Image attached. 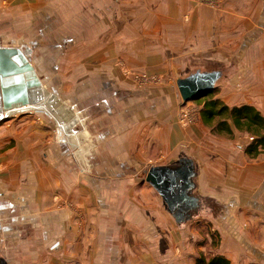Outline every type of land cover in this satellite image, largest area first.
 <instances>
[{"label":"crops","instance_id":"1","mask_svg":"<svg viewBox=\"0 0 264 264\" xmlns=\"http://www.w3.org/2000/svg\"><path fill=\"white\" fill-rule=\"evenodd\" d=\"M126 1L129 3L125 4ZM132 1L135 0H0V17L10 22L13 32H17L18 26H14L17 24L22 25L20 33H30V37L22 38L19 46L3 45L1 41L0 46L16 47L27 54L48 98L61 100L56 104L59 116L66 120L72 118L75 114L73 106L63 101L61 91L44 81H74L82 69L88 74L85 85L91 92V100L99 95L92 86L97 82L107 84L108 89L101 93V102L109 119L96 126L101 133L97 137L94 135V144L92 135L88 139L86 133L75 131L74 119L71 124L68 121L53 123L54 129H50V126L28 118L20 123V133L14 130L12 123L0 125V201L4 205L0 207L11 209L9 217L13 216L12 212L18 214L17 219L12 218L14 221L5 229L15 231L14 225L18 221L24 226L19 232L12 233L15 236L6 243V250H9L0 254V260L5 264H193L187 257L174 254L177 245H181L178 225L174 224L165 202L153 187L129 186L128 182L125 186V181L111 184L97 181L106 178L122 180L123 177L130 180L131 176H125L123 170L119 172V167L122 168L127 161L140 164L148 160L147 153L151 147L167 155L168 159L163 161L165 165L177 164L174 161L182 157L194 161L197 175L193 193L200 198L201 207V196L206 193L202 187H212L211 180L218 190L224 189L229 181L232 185L229 188L233 192L238 191V195L235 192L233 195L244 199L250 210L252 198L264 185V155L249 158L243 149L235 150L234 145L232 153L230 151L226 156L227 150L222 151V143L226 142L209 134L203 125L178 127L174 117L176 110L170 109L169 113L162 114L165 118L171 116L167 124L160 125L157 121H150L148 125L140 123V102L131 93L135 92L134 79L126 70L148 74H154L156 70L164 74L169 60L160 56L162 49L156 53L160 40L153 27L141 25L140 17L135 19L131 11L125 12L126 6H133ZM137 7L140 4L137 3ZM200 13L192 42H188L193 35L190 31L182 35L179 30L173 31L171 35L166 34L167 38L172 44L181 43V46L186 42L187 51L191 50L190 56L197 60L216 62L223 59L231 66L232 73L218 86L220 98L236 106L253 105L264 116V16L260 18V14L250 13L244 26L237 27L235 20H225L208 8H202ZM234 15L240 16L235 12ZM109 16H113L112 21L107 20ZM258 28L260 37H249V42L247 39V50L253 56L243 60V51L237 53L240 47L236 42L248 31L250 35L254 34L252 31ZM185 29L188 28L185 26ZM191 46H196L194 51ZM40 48L51 51L53 63L57 65L49 79L34 65ZM177 49L178 45H172V50ZM179 55L180 52L176 55L171 52L170 57ZM188 55L186 57L189 58ZM16 61L20 63L21 60ZM234 63L239 68H233ZM153 87L150 85L144 92H156ZM125 107L130 108L131 117L128 118L131 121L128 123L122 110ZM27 111H16L11 115ZM38 112L49 114L46 108L36 110ZM10 126L11 133L7 139L2 132ZM61 128L65 132L60 131ZM54 131L58 132L57 139L52 138ZM64 133L69 135V139ZM247 136L244 134L245 142ZM71 140L75 148L77 145L82 148V143L93 148L88 151L89 156H84L87 157L85 162H92L91 170H78L77 165L82 163L83 156L65 149V145H72ZM204 146L209 150L206 151ZM183 147L189 149L185 151ZM93 161L97 163V170H93ZM94 171L97 174H93ZM210 174L213 179H209ZM111 194L133 196L128 201L130 210H126L130 217L123 216L122 221L114 216L113 210H121H117L119 204L109 202ZM101 202H106L105 209L101 208ZM97 207L104 215V220L102 217L99 220L100 225L93 221V218L99 219ZM76 210L85 212L83 217L86 220L81 226ZM142 210L146 212L143 220L131 219L135 215L131 212L140 214ZM243 211L246 217L248 208ZM248 217L254 224L255 216L248 214ZM143 227L147 229L144 235ZM247 228L245 233L252 234Z\"/></svg>","mask_w":264,"mask_h":264},{"label":"rangeland","instance_id":"2","mask_svg":"<svg viewBox=\"0 0 264 264\" xmlns=\"http://www.w3.org/2000/svg\"><path fill=\"white\" fill-rule=\"evenodd\" d=\"M132 2H134L133 6L131 8H128L126 6L125 12L127 10L131 11L132 17L135 19L137 17H140L141 25L153 27L152 29L157 32L158 40H160L158 42L159 44L156 53L158 54L162 49L163 53L161 52L160 56L165 57L167 60H169V63L166 66V72L164 74L156 70L153 72L154 74H148L144 72L138 73L126 70V73L130 74L134 79L133 82L135 86H133V88L135 92L131 93H134V96H137L140 102L142 113L140 116V123L142 125H148L150 121H157V124L160 125L167 124L170 121L169 119L171 116L168 115L167 119L162 116V114H165L166 112L169 113L170 109L174 110V112L176 110V114H174V117L177 121L178 127H191L197 124H201L209 134H212L215 137L220 138L221 140H224L226 142V144L222 143V147L224 148L222 151L227 150L225 152L226 156H228L230 151V153H232V148H235L234 145H236L235 150L239 151L240 149H243V151L246 153L247 146L254 141L255 136H252L253 134L245 133L243 131L241 132L238 129L235 131H239L240 133L235 132L234 129L236 128L232 123L231 126L233 130L231 134H228L226 132H223L221 134L212 132L210 127L205 125L201 119L200 110L202 108L203 98L196 97L185 102L181 98L176 84L177 78L188 75L196 68L223 69L226 76L225 78L220 80L217 87L213 89L216 90L214 92V97L220 99L228 106L233 107L236 105H232L231 103H228V101L220 98L219 94L221 92H219L220 87H218L221 86V83L225 82L227 78L230 77L232 73L231 66L227 63H224L223 59L217 60L216 62H211L212 60L208 59L197 60L196 58H193V56H190L189 53L191 52V50L190 52L187 51L188 47L186 48V42L183 43L182 46L181 43L172 44L171 40L167 38L166 34L169 33V35H171L170 32L179 30L181 31L180 35H182L183 32L190 31V33H193V35L190 37V40L188 42H192L194 31H196V29L198 28V13L201 14L200 11L202 8H208L210 11L214 12L216 16H222V18H224L225 20H235V26L243 27L245 20L248 19V14L255 12L260 14V18L261 15L262 17L264 16V0H140L139 2L135 0ZM128 3L129 1L125 2V4ZM137 3L140 4L139 8L137 7ZM234 12L241 17L235 16ZM174 14H178L181 16L176 17V15ZM107 20L112 21L113 16L107 17ZM14 26H18L16 28L17 32H13V26L9 21H6L2 19V17H0V41L3 45L19 46L23 42V37H30V33L27 34L26 32H19V29L20 27H22V25L15 24ZM185 26L188 29H185ZM252 32L254 34L250 35L251 32L248 31L246 34H244V36L239 37L236 42L240 47L236 51L237 53L241 52V50L243 51L241 53V55L243 56V60L244 57H246V59H250L253 56L252 52L247 50V39H249V37H251L252 39H257L261 35L260 28ZM251 38L248 40V42L251 40ZM242 42H244L243 44H245V46L243 47V44L241 45ZM172 45H178L179 49L172 50ZM181 48L186 49L183 51L181 50ZM191 48L192 51H194L196 46H191ZM176 51L180 52L181 55L176 58H173L172 56L171 58V52L173 55H176ZM50 53L51 51L46 50L45 48H40L38 50V57L34 58V61H36V63L34 64L35 67L39 68L40 71H42L41 73L45 76L46 79H49V76L52 77L51 74L52 72H54V68L57 66L55 63H53L54 59L51 57L52 54L50 55ZM187 55L189 56V58L186 57ZM156 67L158 68V66ZM233 68H239V66L234 63ZM79 71L81 73L78 74V77L74 81H60V79L55 80L54 78V80L52 81H44V83H47L50 87L54 86L58 91H61L60 93L64 97L63 101H67L69 106H73L75 114H73L72 118L66 120L63 119L64 117L59 116L56 104H58L61 100L58 98L55 100L54 98L53 100L49 99L48 102V105L57 109V112H52L54 114H52L51 112H49V114L38 112V114L40 115L39 116L36 113V110L24 109V111H28L25 113H18L16 115H2V118H0V125L12 123L15 126L13 127L14 130H17L18 133H20V123L26 122L28 118L34 119L35 122L38 120V122H42L46 126H50V129L53 128V123L57 122L64 124V122L68 121L69 124H71V120L74 119L73 122L75 123L74 125H76L75 131H77V133H86V138L88 139H91L92 135L94 144V139L96 140L94 135H96L97 137V135L101 133L100 128L96 126L100 125L99 123L101 122L109 120L105 115L107 109L103 108L101 102V93L104 92V90L108 89V86L104 82H97L96 84H94L92 86L93 91L99 92V95H96V98H93L91 100V92H88V87L85 85V76L88 74L84 73L86 71H83L82 69H79ZM150 85L154 86L153 88H156V92H144V89L150 87ZM90 88L91 87L89 86V89ZM48 89L51 91L49 87ZM163 89H168L170 90V92H161V90ZM226 94H228V92H226ZM238 102L242 103V100L238 99ZM39 107L41 106L39 105ZM150 107L153 108H151L150 110ZM125 108H123L122 110L125 121L128 123V121H131L129 120V118L131 117V115L129 117L130 108ZM185 114L186 116H184ZM118 117L120 118L121 116L118 115ZM114 118H117V116H115ZM11 128L12 127L10 126L8 127V130L6 129L4 132H2V135L7 139L8 137H10ZM59 130L65 132L62 128ZM54 132L55 135L52 138L57 139L58 132ZM244 134L248 135L246 139L247 143L244 141ZM64 135L66 136L65 133ZM208 137L209 136H206L207 139ZM66 139H69V135L66 136ZM71 142L72 145L70 143L69 145H65V149H67V151H74L77 156H83L81 161L82 163L77 165L78 170L82 171L85 168L87 171L91 170L92 162H85L84 159H86L87 157L84 156H89L90 154L88 151L93 150V148L85 147V143H82L84 145H81V151L78 148L79 145H77L75 148V146H73L74 141L71 140ZM234 142H236L237 144H234ZM209 144L212 147V143ZM204 147L206 151L209 150V147ZM149 149L150 150H148L147 153L148 160L141 162L140 164L127 161L124 162L122 168L119 167V172L123 170V172H125V176H131L130 180L123 177L121 178L122 180L106 178L103 180L99 179L97 181H101L103 183L107 182L108 184H111L115 181H125V186L128 182L129 186L131 185L140 188L152 189V186L145 180L147 171L152 166L165 165V162L163 161L167 160L168 157L166 154H164V152L158 151L156 147H151ZM183 149L186 151V149L189 148L183 147ZM95 150L96 148H94V151ZM210 151H212L211 148ZM263 155L264 153H261L253 159H256L257 157H261ZM248 157L252 158L249 155ZM88 159L91 160V157H88ZM174 162L176 163L178 162V160ZM97 169V163L93 161V170ZM96 172L97 171H94L93 174H97ZM209 179H213L211 174L209 175ZM210 184L212 185V187L210 186L208 188L206 185L202 187V189H205L204 192H206L203 196H201L202 207L200 206L198 213L194 215L192 219L188 220L185 223H177L174 219V224L178 225L177 234H179V238L181 240V245H177V247L174 249V254H179L180 256L182 255V258L187 257L193 264H196V260L200 256L208 259L209 257L214 255L225 256L231 261V264H264V185L255 195V197L252 198L253 206L250 210L249 207L245 206L244 199H241L239 196L235 197L233 195L234 192L238 195V191L233 192V190H231L232 185H230L231 183H229V181L227 185H224L226 189L224 188L221 190H218L216 186H213V180L210 181ZM229 186L231 188H229ZM130 197L133 196H127L126 194H119V196H116V194L110 195L109 202L113 203V205L119 204L117 210H121V212H116L115 210H113L112 213H114V216H117L122 221L123 216L130 217L127 216L128 212H126V210H130V208H128V206H131L130 202H128L131 200ZM65 203L66 202H63L62 204ZM105 203L106 202L100 203L102 209H105ZM1 205L2 203L0 201V206ZM97 208L98 209H96V211H100V208ZM245 208H248L246 217L244 215L245 212L243 211ZM10 211L11 209H8L7 206H5L4 208L0 207V254L5 253L6 243L11 240V237L15 236V234L12 233L15 231V233L19 232L23 226V222L18 221L17 224L14 225L13 230L15 231L8 232L5 229L6 226L9 227L8 225L12 224L15 218L17 219L18 217V214H16L15 212H12L13 216L9 217L11 215ZM76 211L78 213L77 218H80V221H78V223L81 226L82 223H84V220H86L83 217L85 212H81L82 210L80 212L78 210ZM123 211H125L126 215L123 213ZM131 213V215H133V213L135 214L131 216V219L134 221H141L144 219V216L146 217V212L143 210L142 212L140 211V214H137L136 212ZM96 214L98 217V213ZM248 214H253L255 216L254 224H252V221H250ZM12 218H14V220H12ZM100 218L101 220H104V215L103 213H101V211L99 219L96 220L95 218H93V221L98 222L99 224ZM247 227L251 230L250 233L252 234L248 235L247 233H245ZM146 230V228H142V235L145 234Z\"/></svg>","mask_w":264,"mask_h":264},{"label":"water","instance_id":"3","mask_svg":"<svg viewBox=\"0 0 264 264\" xmlns=\"http://www.w3.org/2000/svg\"><path fill=\"white\" fill-rule=\"evenodd\" d=\"M16 59H20V63ZM225 76L220 68H196L188 75L177 78L176 84L186 102L215 89ZM46 92L24 51L0 46V118L24 109L46 108L55 112V108L48 105ZM196 175L194 161L188 157L180 158L177 164L152 166L147 171L145 180L161 196L167 211L177 223L192 219L200 209V198L193 193ZM0 264L5 263L0 260Z\"/></svg>","mask_w":264,"mask_h":264},{"label":"trees","instance_id":"4","mask_svg":"<svg viewBox=\"0 0 264 264\" xmlns=\"http://www.w3.org/2000/svg\"><path fill=\"white\" fill-rule=\"evenodd\" d=\"M216 90H209L198 94L202 97L200 115L203 123L210 127L214 133H232V126L243 132L253 134L254 141L246 148V153L254 158L264 153V116L253 105L230 107L220 99L214 97ZM195 97V98H196ZM196 264H231V261L223 255H214L208 259L199 257Z\"/></svg>","mask_w":264,"mask_h":264},{"label":"built area","instance_id":"5","mask_svg":"<svg viewBox=\"0 0 264 264\" xmlns=\"http://www.w3.org/2000/svg\"><path fill=\"white\" fill-rule=\"evenodd\" d=\"M184 116H186V114H185ZM184 116H183V117H184ZM185 119H186V118H185Z\"/></svg>","mask_w":264,"mask_h":264}]
</instances>
